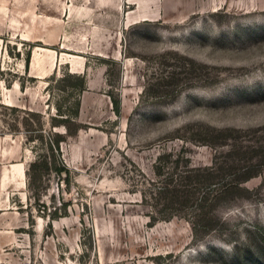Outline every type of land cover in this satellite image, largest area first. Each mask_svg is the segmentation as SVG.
I'll list each match as a JSON object with an SVG mask.
<instances>
[{"label": "rangeland", "instance_id": "1", "mask_svg": "<svg viewBox=\"0 0 264 264\" xmlns=\"http://www.w3.org/2000/svg\"><path fill=\"white\" fill-rule=\"evenodd\" d=\"M0 264H264V0H0Z\"/></svg>", "mask_w": 264, "mask_h": 264}, {"label": "trees", "instance_id": "2", "mask_svg": "<svg viewBox=\"0 0 264 264\" xmlns=\"http://www.w3.org/2000/svg\"><path fill=\"white\" fill-rule=\"evenodd\" d=\"M69 75V76H75L76 74L75 73H73V72H69V73H65V74H63V75ZM77 77L79 76V78H80V84H79V89L80 90H82V89H84V86H85V80H84V77L81 75H76ZM79 99H77V101H76V106H75V110L73 111V115L74 116H72V119H75V118H77V116H78V111H79ZM112 102H113V104H114V111L116 112V113H118L119 112V108H118V103H117V101L116 100H112ZM64 118V124H65V126H66V128L68 129V125H67V116H65V117H63ZM78 128H79V126H76L75 128H73V129H68V132L71 134V133H74V132H76L77 130H78ZM53 134H55L56 136H51L50 137V141L47 143V150L50 152V155L52 156V162L54 163V165H53V170L56 172V173H59V174H64V176H63V179L64 180H66V181H68V179H69V175H70V169L68 168V167H66V165H64L63 164V162H62V160H61V158H59V152H60V142L62 141V140H64V136L63 135H61L60 133H53ZM40 157V156H39ZM57 157V158H56ZM44 158H42V160H43ZM39 160V158L38 159H35V160H33L31 163H30V165H29V167H28V171H31V170H33V168H35V166L37 165V162L36 161H38ZM41 160V159H40ZM57 163V165H56V163ZM60 163H62V164H60ZM44 164H45V167L46 168H48L49 167V163H48V161H46L45 159H44ZM31 176V175H30Z\"/></svg>", "mask_w": 264, "mask_h": 264}, {"label": "crops", "instance_id": "3", "mask_svg": "<svg viewBox=\"0 0 264 264\" xmlns=\"http://www.w3.org/2000/svg\"><path fill=\"white\" fill-rule=\"evenodd\" d=\"M71 34H73V35H75L73 32L71 33ZM69 35L68 33H66V37L63 35L62 36V43L63 44H66L67 46H69V48H67L66 46H64L63 45V47L64 48H66V49H68V50H70V51H77V52H82V53H87L88 52V50H85L86 49V47L88 48V46L90 45L89 44V41H88V43L86 42L87 40H85V42H84V45H81L79 42H77L76 40H78L79 38H77V39H73V35ZM83 35H86L85 36V38L88 36V39L90 38V36L89 35H87V33L85 32ZM92 36H93V38L96 36L95 34H92ZM40 41H42V43H46V42H43V40H41V39H39ZM92 50H94V48H93V45H92ZM38 60H35V62L34 63H36ZM70 72H73V73H76V71H70ZM79 72V71H78ZM80 72H84L83 70L82 71H80ZM83 77H84V80H85V86H84V89H82L81 91H86V89L88 88V86H89V77H87V76H85L84 74H83ZM106 100V102H107V99H105ZM79 111H78V116H77V118L81 115V113L83 112V105H82V102H83V100L81 99V98H79ZM96 103H95V105H94V107H96ZM98 106V105H97ZM100 116H103V115H100Z\"/></svg>", "mask_w": 264, "mask_h": 264}]
</instances>
